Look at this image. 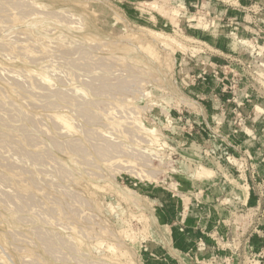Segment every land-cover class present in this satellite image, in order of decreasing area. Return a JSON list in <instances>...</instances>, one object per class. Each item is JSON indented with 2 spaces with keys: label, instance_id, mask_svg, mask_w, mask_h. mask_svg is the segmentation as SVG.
I'll list each match as a JSON object with an SVG mask.
<instances>
[{
  "label": "rangeland",
  "instance_id": "374dc122",
  "mask_svg": "<svg viewBox=\"0 0 264 264\" xmlns=\"http://www.w3.org/2000/svg\"><path fill=\"white\" fill-rule=\"evenodd\" d=\"M0 264H264V0H0Z\"/></svg>",
  "mask_w": 264,
  "mask_h": 264
},
{
  "label": "bare ground",
  "instance_id": "6f19581e",
  "mask_svg": "<svg viewBox=\"0 0 264 264\" xmlns=\"http://www.w3.org/2000/svg\"><path fill=\"white\" fill-rule=\"evenodd\" d=\"M174 12H175V16H176L178 14V11H174ZM181 17L184 18L185 17V14H182ZM192 19H194V15H192ZM192 21H194V20H192ZM207 33L210 34V35H212L213 37H217L219 39V41H220L221 44L225 41V39H227L230 36H232V39H233V48L234 49H236L237 47H239L242 44H244V45L246 44V42L244 40H242V39L240 40L239 39V36L237 35L236 31H234L230 35V33L228 32V30L224 26H222L219 23V21L214 20V19H210L206 23H204V31H203L202 37H205V35ZM244 45H242V46H244ZM61 117H63V116H61ZM65 119H67V117ZM59 120H61V119L59 118ZM68 126H71L69 128H72V124H70ZM201 170H202L200 172L201 175L210 176L211 179L214 178V176H215L214 173L208 172L209 170H207V173L208 174H206V168H204L203 165H202V169Z\"/></svg>",
  "mask_w": 264,
  "mask_h": 264
},
{
  "label": "crops",
  "instance_id": "0c3cea01",
  "mask_svg": "<svg viewBox=\"0 0 264 264\" xmlns=\"http://www.w3.org/2000/svg\"><path fill=\"white\" fill-rule=\"evenodd\" d=\"M246 128L248 129L247 131L249 133H254V132H257V129H256V126L255 124H251L250 127H247ZM256 130V131H255ZM241 143L243 145H246V146H250V149L251 151H254V155H255V149L254 147L256 146H260V141H241ZM197 237H192V236H181V237H178L177 239H174L175 242H177L176 246H179L180 248H187V249H191L194 246V243L197 241ZM183 242H187L188 243V246H185V245H182ZM193 251V250H192Z\"/></svg>",
  "mask_w": 264,
  "mask_h": 264
}]
</instances>
